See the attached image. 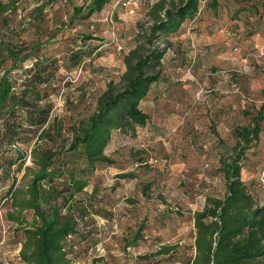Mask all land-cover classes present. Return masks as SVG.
<instances>
[{
	"label": "rangeland",
	"instance_id": "obj_1",
	"mask_svg": "<svg viewBox=\"0 0 264 264\" xmlns=\"http://www.w3.org/2000/svg\"><path fill=\"white\" fill-rule=\"evenodd\" d=\"M155 1L136 0L125 10L112 0L90 20L59 33L55 30L69 17L70 5L85 1L17 3L8 18L16 32L23 29L19 36L26 44L38 29L41 39L56 34L47 53L64 52L77 35L89 37L88 50L99 46L91 61L83 59L84 64L69 75L70 84L54 89L44 101L51 106L50 121L67 126L92 113L96 97L123 71L122 57L134 46L136 26L147 27L145 12ZM216 2L214 11H203L200 3L198 14L182 28L183 35L179 31L168 37L162 78L139 104L149 116L145 128L134 136L112 133L104 153L123 170L105 169L90 179L86 194L93 193L92 206L104 217L93 215L80 227L86 236L83 242L76 241L73 264H164L156 262L158 258L144 259L159 244L180 243L191 253L192 213L201 209L205 196L223 194L219 162L230 156L234 131L251 123L250 117L264 104V0L258 1L263 3L257 18L245 10L246 0ZM38 4H44L43 10L32 20L29 14ZM81 90L84 98L72 110ZM69 115L73 117L68 119ZM64 137L61 134L57 142ZM244 158L241 181L262 204L264 121L258 142ZM26 165L28 158L15 174L17 186L28 179ZM125 173L131 177H120ZM3 212L0 264H17L12 226L2 219ZM88 247H99V252L86 251Z\"/></svg>",
	"mask_w": 264,
	"mask_h": 264
},
{
	"label": "trees",
	"instance_id": "obj_2",
	"mask_svg": "<svg viewBox=\"0 0 264 264\" xmlns=\"http://www.w3.org/2000/svg\"><path fill=\"white\" fill-rule=\"evenodd\" d=\"M19 1L0 0V210L5 211L2 219L12 226L17 264H73L76 241L83 242L86 236L80 227L93 215L104 217L92 206L93 193L86 194L90 179L105 169L123 170L104 153L112 133L134 136L145 128L149 116L139 104L162 78L168 37L198 14L200 3L203 11H214L217 2L157 0L150 4L145 12L148 25L136 26L134 46L122 57L123 71L117 81L106 84L90 115L65 126L49 120L51 106L44 101L54 89L69 85L65 78L84 64L83 59L91 61L99 46L88 50L89 37L77 35L68 40L64 52L47 53L56 34L41 39L36 28L26 44L19 36L23 29L16 32L8 18ZM83 1L85 5H70L71 13L59 22L56 33L90 20L112 2ZM258 1L262 0H246L245 7L256 18L263 3ZM43 7L33 8L32 20ZM77 97L72 110L84 92ZM249 121L234 131L230 156L219 162L223 194L205 196L201 209L192 213L191 253L184 252L180 243L159 244L144 259L158 258L156 262L164 264H260L264 259V202L258 204L241 181L244 155L261 132L264 104ZM61 134L65 137L57 142ZM26 158L28 179L17 186L15 174Z\"/></svg>",
	"mask_w": 264,
	"mask_h": 264
},
{
	"label": "built area",
	"instance_id": "obj_3",
	"mask_svg": "<svg viewBox=\"0 0 264 264\" xmlns=\"http://www.w3.org/2000/svg\"><path fill=\"white\" fill-rule=\"evenodd\" d=\"M135 1L136 0H115L114 5H119L123 9L128 10L127 8L130 7V4H132ZM130 13H131V11H130ZM118 49H120V48L118 47ZM70 77L71 76H68L65 79L70 82ZM89 251L92 252V253L93 252L97 253V252H99V247H95V248H93V249H91Z\"/></svg>",
	"mask_w": 264,
	"mask_h": 264
},
{
	"label": "crops",
	"instance_id": "obj_4",
	"mask_svg": "<svg viewBox=\"0 0 264 264\" xmlns=\"http://www.w3.org/2000/svg\"><path fill=\"white\" fill-rule=\"evenodd\" d=\"M184 25L185 24H182L181 27H180V32L178 33L179 36H182L183 35L182 28H184Z\"/></svg>",
	"mask_w": 264,
	"mask_h": 264
}]
</instances>
